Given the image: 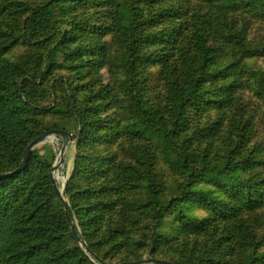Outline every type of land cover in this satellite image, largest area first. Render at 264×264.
Wrapping results in <instances>:
<instances>
[{
	"label": "trees",
	"instance_id": "obj_1",
	"mask_svg": "<svg viewBox=\"0 0 264 264\" xmlns=\"http://www.w3.org/2000/svg\"><path fill=\"white\" fill-rule=\"evenodd\" d=\"M0 264H264V0H0Z\"/></svg>",
	"mask_w": 264,
	"mask_h": 264
},
{
	"label": "rangeland",
	"instance_id": "obj_2",
	"mask_svg": "<svg viewBox=\"0 0 264 264\" xmlns=\"http://www.w3.org/2000/svg\"><path fill=\"white\" fill-rule=\"evenodd\" d=\"M38 93H40L41 95ZM38 93L35 95V98L39 97L40 101L38 103H41L40 105L51 104L53 102L54 96L50 95L48 91L41 90ZM64 146L65 144H62L57 136H52L48 138L44 143L35 148L41 153H43L44 151L47 153H50V151H54L56 153L55 162L58 160V164L56 169L54 170L53 178L56 186L61 187V193H63L66 187V183L69 179V175L72 172L75 162V156L77 153L76 144L74 141L69 142L66 145L64 152L62 153V149ZM65 163L67 164L66 168Z\"/></svg>",
	"mask_w": 264,
	"mask_h": 264
},
{
	"label": "water",
	"instance_id": "obj_3",
	"mask_svg": "<svg viewBox=\"0 0 264 264\" xmlns=\"http://www.w3.org/2000/svg\"><path fill=\"white\" fill-rule=\"evenodd\" d=\"M65 133L64 132H60V131H51V132H46L45 134H43L42 136H40L39 138H37L27 149L26 151V154H25V157H24V160L21 164V167L19 168L18 172H22L28 165V162H29V157L30 155L32 154V152L34 151V149L36 147H38L40 144L44 143L48 138L52 137V136H58V135H64ZM69 142H67L65 144V146L63 147L62 149V153L64 152V149L66 148V145L68 144ZM57 164H58V160L54 163V166H53V170L56 169L57 167ZM54 180V179H53ZM60 198L62 200V204L64 205V209L65 211L68 213V208H69V205L67 203V200L64 198V196L62 194H60ZM68 218L70 220V216L68 215ZM72 229H74V226L71 225Z\"/></svg>",
	"mask_w": 264,
	"mask_h": 264
}]
</instances>
